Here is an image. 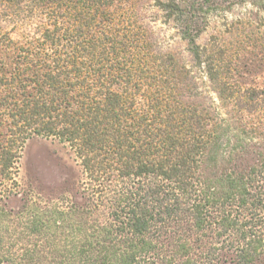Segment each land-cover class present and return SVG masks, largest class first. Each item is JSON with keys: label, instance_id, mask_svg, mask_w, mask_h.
<instances>
[{"label": "trees", "instance_id": "16d2710c", "mask_svg": "<svg viewBox=\"0 0 264 264\" xmlns=\"http://www.w3.org/2000/svg\"><path fill=\"white\" fill-rule=\"evenodd\" d=\"M157 2L237 108V126L180 99L189 71L150 49L119 0H0V264L264 256V87L231 84L222 51L196 43L204 2ZM33 136L75 151L84 203L60 195L7 207Z\"/></svg>", "mask_w": 264, "mask_h": 264}, {"label": "rangeland", "instance_id": "374dc122", "mask_svg": "<svg viewBox=\"0 0 264 264\" xmlns=\"http://www.w3.org/2000/svg\"><path fill=\"white\" fill-rule=\"evenodd\" d=\"M157 1L119 0V4L121 10L129 7L124 10L145 31L154 53L172 56L179 66L189 71L190 79L179 86L180 99L212 114L218 113L237 126V108L222 98L220 84L210 79L182 37L181 24L167 18ZM185 1L204 2V8L198 13L203 31L196 43L208 52L222 51L224 58L218 66L224 71V77L242 90L250 85L264 87V0ZM18 167L14 178L19 192L3 199L8 208H22L27 197L55 199L64 195L69 200L85 202L82 194L85 175L79 157L69 144L57 138L33 136L21 150ZM3 182L11 185L9 180ZM219 257L223 261L218 264H236L233 253L224 257L221 253ZM253 264H264V256Z\"/></svg>", "mask_w": 264, "mask_h": 264}]
</instances>
